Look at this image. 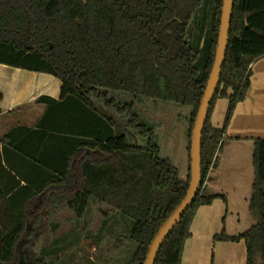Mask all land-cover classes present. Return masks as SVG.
Here are the masks:
<instances>
[{
	"label": "trees",
	"instance_id": "trees-1",
	"mask_svg": "<svg viewBox=\"0 0 264 264\" xmlns=\"http://www.w3.org/2000/svg\"><path fill=\"white\" fill-rule=\"evenodd\" d=\"M203 5L204 0H0V65L61 83L58 100L38 99L47 108L34 129L17 128L0 142V264H48L49 248L37 256L34 228L51 208L65 206L82 218L92 199L111 209L112 223H125L115 215L131 221L129 240L136 250L130 264L145 263L157 232L189 189L191 162L181 178L152 140L141 148L116 135L112 117L98 104L112 111L114 91L188 107L191 144L215 61L223 0L206 3L205 25L188 39ZM261 59L264 0H234L226 58L202 136V186L155 264H182L198 210L218 199L227 206L223 195L204 186L218 166L216 156L236 107L248 95L252 66ZM220 100L228 107L223 126L216 128L212 116ZM116 106L122 114L130 110L128 127L143 136L151 133L138 123L133 104ZM22 132L33 136L35 153L22 148ZM253 142V225L237 236L224 228L214 241H244L246 264H264V138Z\"/></svg>",
	"mask_w": 264,
	"mask_h": 264
},
{
	"label": "crops",
	"instance_id": "crops-1",
	"mask_svg": "<svg viewBox=\"0 0 264 264\" xmlns=\"http://www.w3.org/2000/svg\"><path fill=\"white\" fill-rule=\"evenodd\" d=\"M6 69L23 74L21 70L0 65V73L3 72L0 75V92L3 94V100L0 102V142H3L6 136L17 128L34 129L47 108L46 105L39 104L38 99L43 95H47L58 100L61 90V86L57 84L58 87L54 92L41 91L39 93L37 82L30 80L26 82L15 81L12 78L6 84L4 79ZM252 73L248 95L245 101L236 107L227 128L222 149L216 156L218 166L210 172L205 184L209 192L223 195L227 199V206L223 200L218 199L211 206L201 207L198 210L191 227L192 236L187 241L184 249L182 264H246L247 262V249L244 241L237 243L215 242L214 236L220 234L224 228L227 233L230 232L228 227L230 223L226 222V218L229 216L232 219H237V223L234 224L236 225V233H229L230 236L241 235L252 227L248 222L243 229L237 228L241 224L238 218L241 217L242 213L251 217L249 203L255 179L253 141L264 138V59L253 64ZM39 75V77L49 76ZM220 101H225V104L220 106L221 116L216 118L215 111L212 116V125L216 128L223 126L228 107L226 100ZM20 135L24 137L21 140L22 148L26 152L35 153L37 144L33 136L28 132H22ZM10 155L11 157L15 155V151ZM16 157L18 156L16 155ZM56 210L51 208L49 211L55 212ZM60 213L59 216H65V214L69 215L71 212L61 211ZM57 227L59 226L55 224L54 228ZM40 228L44 231L53 230L50 223H45V221L41 222ZM60 229L64 230L60 231L63 234L57 241H61L65 234L69 232H65V226L60 227ZM114 240L120 242L116 238ZM242 242L245 248L241 244ZM243 251L244 254H242ZM231 252H234L235 257H231ZM114 262L117 263V260L114 259Z\"/></svg>",
	"mask_w": 264,
	"mask_h": 264
},
{
	"label": "rangeland",
	"instance_id": "rangeland-1",
	"mask_svg": "<svg viewBox=\"0 0 264 264\" xmlns=\"http://www.w3.org/2000/svg\"><path fill=\"white\" fill-rule=\"evenodd\" d=\"M206 3L207 5H211V0H204L203 7L197 11L190 25L188 39L192 40L196 38L200 32V25H205L207 20V15L204 13L205 7L207 6ZM2 73L3 72H1L0 75ZM22 73L23 74L15 70L6 69L4 77L5 83L7 84L11 78L15 81H35L37 82V90L39 93L41 91L46 93L54 92L58 85L61 86L59 81L51 76L39 77L40 75L36 73L23 71ZM111 96L112 111L104 110L100 104H98V107L112 117L115 124L116 135H124L128 144L137 145L141 148H147L149 146V141L152 140L160 149V157L169 160L179 171L180 177L185 178L188 174L190 162L189 153L191 144L188 139L190 108L140 97L134 99L129 95L114 91L111 92ZM116 103L133 104V112L136 113L139 118L138 123L146 126L151 130V133L147 132L146 135L143 136L139 133L138 129L128 127L127 122L129 116L131 118L130 110L127 109L123 114L119 113ZM221 104L224 105L225 101H219V104L217 102L214 110L216 112L215 115L217 114V116H215L216 118L221 116ZM93 157L98 160L103 159L97 152H94ZM57 210L60 212H70L65 206ZM57 210L55 212L49 211L47 219L44 218L41 221L42 223L43 221H45V223H50L53 229L52 231H44L41 229V223L34 228L37 233L36 235H38L37 240H35L37 256L40 257L41 251L46 248L45 246L49 243L47 245L50 251L49 257H47L48 264L132 263V253L135 252L136 247L129 240V236L133 229V224L130 223L131 221L129 219L121 216L117 217L115 215L117 220L121 219V222L125 223H118L117 225L115 222L112 223L111 209L106 205L99 204L97 200L94 199L91 200L88 212L82 218H77L73 212L69 213V215L65 214V216H59L61 213ZM238 220L241 222L240 226L237 224V228L240 230L246 227L248 222H250V226L253 225L252 218L243 213ZM226 222L230 223L228 224L229 233H236V225L234 224L237 223V219H232V217L229 216L226 218ZM55 224L59 227L54 228ZM62 226H65V232H69L65 234L61 241L58 240L57 244H55L54 241L63 234L60 232L64 230L60 229ZM229 233L227 234L230 235ZM115 238L120 242H116L114 240ZM241 244H243V242ZM243 246L245 248L244 244ZM242 254H244V251ZM234 255V252H231V257H235ZM240 256L239 254V257ZM114 259L117 260V263L114 262Z\"/></svg>",
	"mask_w": 264,
	"mask_h": 264
},
{
	"label": "water",
	"instance_id": "water-1",
	"mask_svg": "<svg viewBox=\"0 0 264 264\" xmlns=\"http://www.w3.org/2000/svg\"><path fill=\"white\" fill-rule=\"evenodd\" d=\"M233 9L234 0H223L215 61L211 71V75L209 77V81L205 87V91L200 103V107L197 111V116L191 133V145L189 153L191 162L189 189L182 202L176 207L170 217L166 220V222L163 223V225L157 232L152 244L149 247V252L146 256V261L144 264L156 263L157 256L163 244L165 243L166 239L169 237L173 229L178 225L182 216L188 211L189 208H191L202 186V136L208 120L211 104L219 85L222 67L226 58Z\"/></svg>",
	"mask_w": 264,
	"mask_h": 264
}]
</instances>
